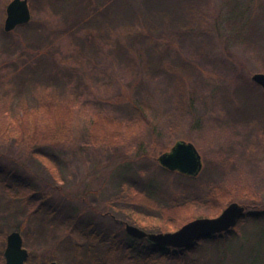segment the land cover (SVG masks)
Here are the masks:
<instances>
[{"label": "rangeland", "instance_id": "rangeland-1", "mask_svg": "<svg viewBox=\"0 0 264 264\" xmlns=\"http://www.w3.org/2000/svg\"><path fill=\"white\" fill-rule=\"evenodd\" d=\"M10 1L6 0L4 5L0 0L2 30L5 9ZM205 1L202 27L206 35L205 47L201 41L177 38L173 32L162 36L152 33L156 38L153 41L160 42V49L167 51L169 56L178 54L190 60L195 68L196 72L186 82L185 106L180 112L173 104L174 96L166 78L146 77L139 68L138 48L145 42L134 29L126 31L115 27L108 37L97 36L98 29H93L95 33L87 36L75 29L76 23L84 22L92 11L104 12L108 5L105 7L95 0H76L71 7L60 3L56 10L49 8L32 13L35 35L30 36L25 28L7 36L0 33V112L13 116L23 108H34L45 98L76 102L69 143L40 148L44 155H55L52 165L45 156L46 160L37 158L34 152H38L39 147L32 152L28 146L17 145L12 140L0 141V196L3 193L1 185L7 186L15 180L35 187L37 196L46 192L44 207L53 209L59 220L83 207L81 219L84 222L88 220L97 230L105 223L110 229H116L117 223L131 224L127 222L128 212L133 210L121 193V183L125 179L142 186L149 180L161 188L181 186L179 176L160 170L156 160L177 141L184 140L193 143L202 157L198 189L212 183L236 194L235 200L226 207L237 202L246 206L247 212L264 211V97L262 88H256L251 80L255 73H264V37L255 35L253 46L247 49L243 37L251 30L247 28L243 32L242 28L247 24L242 23L241 16L247 6L250 11L251 7H263L264 0H234L239 12L234 16L231 14L233 0ZM249 14L244 18H249ZM259 25H264L263 19L259 20ZM136 29L145 36L148 32L140 25ZM65 30L84 41L80 59L70 57L74 48L71 38L63 34ZM119 51L127 54L126 62H120ZM37 59L46 60L51 67L44 77L53 73L70 76L67 78L69 86L62 95L55 84H47L38 75H30L27 71L23 74L13 72L16 67L23 68V64L35 63ZM72 85L79 88L74 90ZM138 102L145 108V122H141L145 125L140 129L136 125L133 128L136 133L122 137L124 144L121 147L91 144L87 131L93 113L113 115L125 121L132 105ZM140 132L143 134H138ZM152 132L164 151H160V147L151 148ZM143 151L148 155L141 159ZM135 215L130 220H134ZM23 218L0 206V228L7 229L8 234L23 223ZM35 218L24 223L28 237L20 232L23 246L38 257H47L56 239L51 238L50 232H46V240L32 232L31 226L39 222ZM248 231L252 233V229ZM57 235V242L61 243L67 238L66 228L60 226ZM69 235L77 241L75 235ZM244 242L241 238L228 243V247H244Z\"/></svg>", "mask_w": 264, "mask_h": 264}, {"label": "trees", "instance_id": "trees-1", "mask_svg": "<svg viewBox=\"0 0 264 264\" xmlns=\"http://www.w3.org/2000/svg\"><path fill=\"white\" fill-rule=\"evenodd\" d=\"M30 9L33 14L37 10L58 9V4H67L71 7L76 0H29ZM100 5H108L105 10L92 11L88 18L82 23H76L75 29L84 32L85 36L95 33L93 29H98V35L108 37V33L113 28L128 31L134 29L136 35L140 36L145 44H140L138 55L140 56V69L146 77L164 76L171 88V94L174 96L173 104L179 112L185 106V96L187 81H189L196 72L193 63L178 54L169 56L167 51L160 49V42L153 41L152 33L157 32L159 36L165 33L173 32L177 38L188 37L192 42H203L206 35L202 32L204 27V13L206 1L201 0H95ZM6 0H3L5 5ZM237 6L233 0L231 5V14L238 15ZM250 6V5H249ZM251 7V6H250ZM204 10V12H203ZM248 13L250 17L245 19ZM3 15V8L0 10ZM244 22L242 30L247 28L251 32L244 35L243 42L246 48L253 46L255 35L264 37V25H259V20H264V6L246 7V11L241 14ZM241 18V19H242ZM251 22V24H249ZM33 22L18 26L25 28L30 36L36 34ZM140 25L148 30L146 36L137 31L136 26ZM14 30V31H15ZM2 30L0 24V33L4 35L12 34ZM63 31L67 37L71 38L73 45L69 55L74 59H80L85 43L80 37H75L70 31ZM81 32V33H82ZM253 35V36H252ZM203 51L201 47L198 48ZM120 53V51H119ZM120 62H126L127 54H119ZM44 59H37L35 63L28 62L23 64V68L16 67L14 73L25 71L30 75H38L40 80L47 84H55L62 93L69 86L68 75L52 74L45 76L50 66ZM131 66V65H130ZM50 67V68H49ZM19 74V75H20ZM7 75V74H6ZM22 76V75H21ZM18 75L15 76V79ZM7 77H1V79ZM70 79V76L69 78ZM256 88H260L255 84ZM245 86L251 87V84ZM74 90L78 85H72ZM78 87V88H77ZM253 88V87H251ZM264 97V93H263ZM63 100L61 96L57 97ZM262 98V97H261ZM264 100V99H263ZM261 101V100H260ZM75 101L60 102L57 100L43 99L34 108H23L20 113L10 115L7 112H0V141L12 140L17 145L28 146L34 152L37 158L50 160L52 165L55 161V155L43 154L40 151L42 147H58L69 143L72 135L73 123L75 119ZM143 105L141 102L132 105L129 115L124 120L118 119L113 115H102L99 112L92 114L88 125L87 137L93 145H106L108 147H121L124 143L123 138L126 134L136 133L134 127L145 125ZM144 112V113H143ZM147 125V124H146ZM142 128V127H141ZM144 128V126H143ZM142 130V129H141ZM139 130V131H141ZM143 134V133H138ZM152 132L151 148L160 146L157 136ZM123 137V138H122ZM46 151V150H44ZM33 152V151H32ZM147 153L143 151L140 158H146ZM44 156L46 159H44ZM157 161V160H156ZM47 170V167H46ZM169 172L166 169H161ZM49 171V170H48ZM50 173V171H49ZM172 173V172H169ZM181 186L173 189L161 188L154 185L149 180L148 184L142 186L134 180H124L121 183V193L126 198L128 206L133 210L130 213L127 222L138 226L146 232H173L181 228L186 223L202 217H216L225 208L226 205L235 200L236 194L227 189L213 186L208 183L198 189L199 177H188L177 172ZM52 174V173H51ZM50 174V175H51ZM1 175V173H0ZM184 181L193 183L187 185ZM4 182V181H3ZM2 182V183H3ZM2 187V196L0 206L4 207L8 213L15 216H23V223L19 224L14 230L21 232L25 237L28 233L25 231L24 223L36 217L39 222L31 226L32 232L39 233L46 240V232H50L51 238L56 239L54 248L47 257H38L29 251L26 264H259L261 255H264V227L262 219L264 211L245 212L237 224L226 232L215 234L210 238L197 241L192 247L176 249L171 247H161L150 242L147 238L137 239L127 234L123 223H117L116 229H110L105 221L103 227L98 230L88 220L81 219L84 214V208L74 210L71 215L59 220L53 209L44 207L46 192L37 196V189L29 184L13 181ZM129 192L131 194H129ZM136 212L138 216L135 215ZM63 213V212H61ZM97 214V213H94ZM135 215L134 220H130ZM61 216V215H60ZM97 216H99L97 214ZM104 219V218H101ZM107 220V219H106ZM83 221V222H82ZM93 225V227H92ZM63 226L66 228V239L61 243L57 242V230ZM252 229V233L248 230ZM75 235L77 241L71 238ZM8 230L0 228V264H5L4 249L5 238ZM30 235V234H29ZM71 238V239H69ZM244 238V247L229 249L228 243L236 242ZM62 239V238H61ZM136 242H139L137 244ZM236 250L235 252H231ZM135 251V252H134ZM134 252V253H132ZM187 256L189 257L187 259ZM163 261V262H162ZM264 264L263 260H261Z\"/></svg>", "mask_w": 264, "mask_h": 264}, {"label": "water", "instance_id": "water-1", "mask_svg": "<svg viewBox=\"0 0 264 264\" xmlns=\"http://www.w3.org/2000/svg\"><path fill=\"white\" fill-rule=\"evenodd\" d=\"M5 13L3 29L7 33L12 32L18 26L28 24L32 18L28 0H11L6 6ZM251 80L264 92V73H255ZM157 161L168 171L178 172L188 177H197L203 168L202 157L195 145L184 140L177 141L169 151L160 154ZM245 210V206L233 202L218 216L194 219L174 232L148 233L128 223H125V230L134 238H147L161 247L184 249L192 247L201 239L228 231L236 225ZM28 256V250L23 247L21 233L10 232L6 237L5 264H26ZM51 264L57 263L52 262Z\"/></svg>", "mask_w": 264, "mask_h": 264}]
</instances>
